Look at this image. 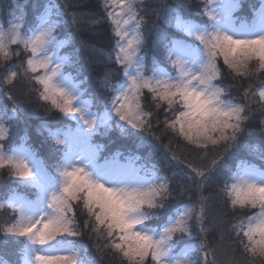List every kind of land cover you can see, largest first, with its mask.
<instances>
[{"label": "snow or ice", "instance_id": "1", "mask_svg": "<svg viewBox=\"0 0 264 264\" xmlns=\"http://www.w3.org/2000/svg\"><path fill=\"white\" fill-rule=\"evenodd\" d=\"M67 7L35 0L29 24V0H9L7 26L0 21V88L11 102L0 105V175L15 182L0 198V211L12 216L0 225V243L19 245V264H94L81 242L87 232L121 264H217L208 240L215 221L206 223L214 198L205 193L219 179L234 218L256 210L232 223L240 255L226 264H264V165L233 164L241 150L264 161V147L244 142L252 105L264 112V0L251 20L235 16L240 0H203L200 22L170 10L175 27L195 42L159 35L151 64L144 52L145 0H103L114 37L107 59L120 78L113 83L117 73H105L102 87L111 95L99 101L66 70L74 60L61 49L76 39L75 32L70 39L60 35ZM71 24H78L75 14ZM21 53L23 62L14 64ZM228 75L262 83L237 98L224 84ZM18 80L47 111L67 118L61 126H42L55 145L48 160L29 145L26 132L18 144L8 143L11 124L22 115L12 91ZM161 109L163 121L156 118ZM114 129L131 139L134 151L123 162L120 152L101 162L93 137ZM171 137L200 164L178 155ZM165 166L178 171L165 174Z\"/></svg>", "mask_w": 264, "mask_h": 264}, {"label": "trees", "instance_id": "2", "mask_svg": "<svg viewBox=\"0 0 264 264\" xmlns=\"http://www.w3.org/2000/svg\"><path fill=\"white\" fill-rule=\"evenodd\" d=\"M58 5H68L66 8V17L68 21L61 29V37L71 38V34L75 32L76 39L71 40L63 49V53L70 56L74 60L71 67L66 70L71 72L73 76L82 79L84 84L82 87L87 90L97 101L107 99L110 93L106 92L102 87V81L105 73L108 71L117 73L113 78V83L119 80V68L114 63L107 59V54L112 51L114 45V37L111 31V25L107 22L104 14L103 0H52ZM35 0H29L28 8V23L33 19ZM146 3V24L145 35L146 45L144 52L147 54L148 63L151 64L153 55L152 45L159 35H165L170 38L182 39L186 38L174 24V19L170 15V10H174L185 19H192L200 22L203 17L200 15V9L203 7V0H145ZM241 7L235 13L238 20H251L253 9H257L258 0H240ZM9 7V0H0V15L3 20H6V13ZM73 14L78 18V24H71ZM94 20H99L101 23L95 24ZM81 41L84 45L81 46ZM24 54L21 53L19 58L13 60L14 64L23 62ZM157 59L163 61L161 55H157ZM4 74V69L0 68V75ZM259 79L243 80L242 78H233L228 75L224 81L225 86L232 89V94L239 98L243 92L248 90L249 85L253 91L261 86ZM17 100L18 108L21 112V118L13 121L11 124V132L8 143L18 144L20 137L25 132L28 136L29 145L37 152V154L45 160H48L49 151L55 147L52 140L48 137L46 131L42 130L43 125L49 127L61 126L68 122L67 118L55 111H47L46 107L37 100L34 91H30V86L23 80H18L15 87L12 89ZM249 101L253 99L249 92ZM5 95V89L0 88V105L10 104ZM146 107L151 106L150 96L145 95ZM99 109V107H97ZM156 118L160 121L165 119L163 110ZM163 125H161V128ZM249 134L245 136L244 142L248 144H256L264 147V112H262L257 104L252 105V114L248 121ZM170 136L162 137L164 144L169 143ZM172 148L186 162L196 166L200 164L196 153L190 148L185 147L183 141L171 137ZM93 143L100 146V160L105 157H110L116 152H120L127 156L134 151V147L130 138L122 136L118 130H113L103 135L93 137ZM7 146V145H6ZM137 155L141 153L136 152ZM239 159H246L257 166L264 165V161L259 160L256 156L250 155L247 150H241L239 157L233 161L237 163ZM175 163V162H173ZM172 171H178V168L168 169L165 166V174L171 175ZM179 179V178H177ZM14 181L7 175H0V196H4L11 187L14 186ZM220 180L216 179L208 188L205 195H210L214 199L212 201V209L210 219L207 224H212L215 221V227L208 234V240L211 246L215 248V258L217 264H226V261L233 256H239L238 246L234 243V237L231 229L232 223L236 219H243L247 215L252 214L248 210L239 212L234 218L231 210L227 207L223 197L219 194ZM196 197L193 195V200ZM187 202V201H186ZM12 216L8 209L0 211V225L9 223ZM223 235V241L220 240ZM187 239V238H185ZM2 240V237H0ZM82 243L88 246V255L94 260V264H121L118 255L114 254L110 249L103 247L104 241H97L95 238L89 239L88 233L82 238ZM100 244L101 251H97V244ZM19 245L9 243L4 245L0 243V264H19L20 257L18 255ZM212 257H209L211 259Z\"/></svg>", "mask_w": 264, "mask_h": 264}, {"label": "rangeland", "instance_id": "3", "mask_svg": "<svg viewBox=\"0 0 264 264\" xmlns=\"http://www.w3.org/2000/svg\"><path fill=\"white\" fill-rule=\"evenodd\" d=\"M258 7H257V9L260 7V5H261V0H258ZM6 17V20H3V18L1 17V15H0V21H3V23L5 24V26H7V15L5 16ZM174 24H175V21H174ZM186 37V36H185ZM61 38H66V37H61ZM182 40H187L189 43H194L195 41H193V40H191L190 38H188V37H186L185 39L184 38H182ZM64 49V48H63ZM63 49H61V54L62 55H66L65 53H63ZM94 110H100V109H97V108H95ZM95 144V143H94ZM126 156H122L121 157V161L123 162V160H124V158H125ZM41 158V157H40ZM42 159V158H41ZM101 162H103V160H101ZM0 198H2V196H0ZM256 210H254V212H255ZM4 264H9V263H4Z\"/></svg>", "mask_w": 264, "mask_h": 264}]
</instances>
